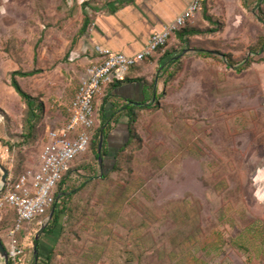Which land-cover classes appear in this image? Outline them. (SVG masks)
Listing matches in <instances>:
<instances>
[{
	"label": "rangeland",
	"instance_id": "rangeland-1",
	"mask_svg": "<svg viewBox=\"0 0 264 264\" xmlns=\"http://www.w3.org/2000/svg\"><path fill=\"white\" fill-rule=\"evenodd\" d=\"M77 3L0 0V114L5 116L0 144L10 154L0 161L13 177L39 165L48 130L66 121L80 84L67 54L84 20ZM197 14L199 32L185 45L176 32L153 54L171 43L181 59L157 70L159 99L136 111L131 142L117 160L106 157V168L116 161L117 171L80 188L103 169L91 149L74 161L80 171L71 173L61 192L76 188L66 204L91 222L82 228L67 209L58 229L43 235L41 261L47 262L55 249L47 264H264V53L252 50L264 38V0H247V5L214 0L220 24L205 20L202 9ZM197 14L186 26L197 21ZM203 48L214 53L201 55ZM249 58L253 62L239 70ZM20 69H39L17 76L23 89L43 103L37 138L31 141L23 137L26 104L11 84V72ZM105 97L106 87L96 98V127ZM110 109L108 102V115ZM119 146L111 144L113 154ZM123 186V201L115 200L120 211L109 215L105 203L113 195L108 194ZM15 218L13 209L0 210L4 243ZM38 219L25 222L17 233L21 241L30 230L34 234L25 240V264H33V240L48 223L47 216Z\"/></svg>",
	"mask_w": 264,
	"mask_h": 264
},
{
	"label": "built area",
	"instance_id": "built-area-1",
	"mask_svg": "<svg viewBox=\"0 0 264 264\" xmlns=\"http://www.w3.org/2000/svg\"><path fill=\"white\" fill-rule=\"evenodd\" d=\"M203 0H192L186 9L160 31L152 34L145 47L133 55H126L101 45L95 46L97 61L87 68L68 111L69 119L48 130L38 166L29 167L17 176L10 174L0 194V210L9 206L17 214L14 227L8 232L6 244L13 264H25L27 242L34 236L30 230L24 241L17 237L23 224L49 215L57 198L56 190L68 173L73 161L89 148L96 128V98L115 78L123 81L131 68L153 56L169 39L186 26L201 9ZM5 116L0 114V125ZM0 158H10L9 149L0 144ZM12 165V164H11ZM13 166V165H12ZM78 176V175H76ZM40 223L41 219L37 220Z\"/></svg>",
	"mask_w": 264,
	"mask_h": 264
},
{
	"label": "crops",
	"instance_id": "crops-1",
	"mask_svg": "<svg viewBox=\"0 0 264 264\" xmlns=\"http://www.w3.org/2000/svg\"><path fill=\"white\" fill-rule=\"evenodd\" d=\"M76 1L78 2L80 12L84 16L83 24L85 19H88L86 32L78 36L74 48L70 52V59L74 62V71L76 75L80 74V81L86 74L87 68L97 61V54L95 53L96 45L108 47L126 55L138 53L145 47L153 33L160 31L166 23L171 22L192 2V0ZM86 1H89L90 4L85 6L84 3ZM209 5L210 12L213 15L214 0H209ZM196 19L197 21L194 23L183 27L189 31L183 38L180 37V32H178L180 30L177 31L176 36L180 38V40L177 39L179 43L185 45L188 36L199 32L196 27L200 26L202 20L199 18V15ZM209 32L212 31L209 30ZM175 47L176 45L170 43L165 47V51L152 56L149 61L145 59L133 66L126 76V81H120L115 78L110 82L106 86V96L110 97V102L114 101L123 104L129 101V103L139 102L140 104L145 103L144 105L149 104L150 102L146 101L149 89L146 92L145 81L147 83L154 81L157 70L159 71L162 67H164V70L170 67L172 68L179 62L181 58L176 55L178 50L173 49ZM203 49L205 51H214L213 48ZM185 50L187 51L186 48ZM198 52L205 56L211 55L206 52V54H203L201 49H198ZM159 81L156 78V89H159V87L157 88ZM110 107L112 108L111 103ZM119 118L120 120L115 125L110 143L112 144L114 141H118L120 145H123L128 134L129 118L126 115H122ZM111 152L112 154L114 153L112 148ZM61 191L60 193H62Z\"/></svg>",
	"mask_w": 264,
	"mask_h": 264
},
{
	"label": "trees",
	"instance_id": "trees-1",
	"mask_svg": "<svg viewBox=\"0 0 264 264\" xmlns=\"http://www.w3.org/2000/svg\"><path fill=\"white\" fill-rule=\"evenodd\" d=\"M242 2H243L244 5H247V0H242ZM88 4H90L89 1H86L84 3L85 6L88 5ZM210 10L211 9H210V5H209V0H203L202 1V13H203L204 18L207 21L211 22V23L220 24V22H218V21H216L214 19V15L211 14ZM87 26H88V19L86 18L82 28L79 31L78 36H81V35H83L86 32ZM210 30L212 32L213 31L214 32L217 31V29H210ZM178 32H180V37L181 38H183V36H185L187 33H189V31L185 30V28L180 29V31H178ZM77 38L73 41V43L71 45V48L67 52V54L73 50ZM252 50H253V52H256V53H264V38L261 40L260 46H256ZM201 52L203 54H206V53L207 54H212V53H214V51H205L204 49H201ZM260 60L264 61V56H261ZM228 61L233 66V64H234L233 61H231L230 59H228ZM252 62H253V60H251L249 58L244 63L243 67H239L238 69L241 70L245 66L247 67L248 65H250ZM38 72H39V69H33V70H28V71H24V70L20 69V70H15V71L11 72V84L14 87V89L17 91V93L19 94L21 99L24 101V103L26 104V108L28 110L27 114H26V117H25V121H26L25 122V130L26 131L23 134V137H25V140H28V141L35 140L37 138V124H38V121H39V118H40V115H38V114H39V110H41V111L43 110V103L39 99H37L35 96L31 95L29 92H27L26 90L23 89V87L21 86V84L19 83V81L17 79V76H31V75H34V74H36ZM126 80L127 79H125L123 81H126ZM145 83H146V92H147V89H149L148 93H147L148 95H147L146 101H149L150 103L147 104V105H144L145 103L144 104H140V105L139 104L135 105L133 102L129 103V101L127 103H123L122 104V103H117V102H114V101L110 102V99H109L110 97L109 96H106L104 98V102H103V104L101 105V107L99 109V111H100V114H99L100 124H99L98 127L95 128V132H94V134H93V136L91 138V141H90V144H89V148H88V150L91 149L94 152L95 158L97 159V162H98L99 166L103 169V175L99 176V178H97V179H93V180L88 179V181L83 183V185H81L80 188H82L83 186H85L87 184H90V183L97 184L99 181H106V179L110 178L112 172L117 171L118 162H116V161H114L111 164V166L108 167V169L106 168V165H107L106 157L107 156H112L114 158V160H117L118 153L123 151L131 142V139H130V136H131L130 127H131L132 122L135 120L134 116L136 115V111L138 109H142V108H144L146 106H150L152 101H156V100L159 99L158 89L155 88L156 77L154 78V81L148 82V83L145 81ZM108 102H110L112 104V108L110 109L111 111H110L109 115L107 113L108 112L107 111ZM95 103H96V101H95ZM122 110H124V111H122ZM68 115H70L69 111H68ZM68 115H67V119H66L65 122H67L68 119H69ZM122 115H126V117L129 118L128 119V129H127L128 130L127 131L128 134H127V136L125 138V141L123 142L124 144L119 146L120 148H119L118 152L112 155L110 141H111V139L113 137V133H114V130H115V125L118 124V122L120 120L119 117L122 116ZM96 130H97V132H96ZM101 135L104 136V143H103V148H102V153H101L102 156H103L102 164H100V162H99V156H100L99 143H100ZM74 161H73V163H74ZM8 169H9L10 174H12L11 169L10 168H8ZM73 171H80V169H76L72 165L71 170L68 173H66L65 176L62 178V180L59 183L58 188L56 190L57 201H56V203H55V205L53 207V209H54L53 217L48 221V223L42 229V232H41L39 240L35 241V238L33 240L34 244H39V248H40V244H41V240L43 238V235L52 234L58 229L59 224H60L61 215L65 211H67V209L70 212H72L71 215H72V217L75 218V221H76L75 224L81 223L82 228H84V227L88 228L86 223L87 222H91V219L87 218V215L84 212H82V213L77 215V214L73 213V208L72 207H68L67 204H66L67 202H69V200L72 199L73 191L76 188H72V190L69 191V192H64L63 191L62 193H60V191L63 190V188H64L63 186L65 184H67V182L69 180L68 178H70L71 173ZM20 173H22V172H20ZM19 174H17V175H19ZM1 175H2V173L0 171V176ZM111 184L115 185V183H111ZM116 188H118L119 191H117L115 193L108 194V195H113V197H109L108 200L105 203L106 210L108 211L109 215L115 209L117 211H120V209H119L120 207H116L115 204H116L117 200L118 201L119 200L123 201V200H121L122 199L121 197H124V194H125L124 186L122 188H120V187H116ZM108 191H110V190H108ZM61 198L66 199V200L65 201L63 199L60 200ZM122 204L123 203L121 202L120 206ZM7 207L11 208L9 206H7ZM11 209H13V208H11ZM138 211L140 212L139 209H138ZM15 215H16V218H15L14 224L12 225L11 229L14 227V225L16 223V219H17L16 212H15ZM142 216L147 217L145 212H144V214ZM105 220L108 221L107 219H105ZM122 226L126 229V227L129 226V223H123ZM135 227L136 226H133L132 228L135 229ZM96 228L98 230L101 229L100 225H98V224L96 225ZM105 228L108 229L109 228L108 225H105ZM110 230L112 231V229H110ZM63 233H64V228L62 229L61 235ZM54 255H55V249L51 250V252L48 254L47 262L50 261L53 258ZM39 257H40V255H39ZM47 262L46 261H41L39 259L37 263L34 260L33 264H47ZM10 264H13L11 260H10Z\"/></svg>",
	"mask_w": 264,
	"mask_h": 264
},
{
	"label": "water",
	"instance_id": "water-1",
	"mask_svg": "<svg viewBox=\"0 0 264 264\" xmlns=\"http://www.w3.org/2000/svg\"><path fill=\"white\" fill-rule=\"evenodd\" d=\"M135 104H140L139 102H134ZM103 143H104V136L101 135L100 138V143H99V162L100 164H102L103 162V156H102V148H103ZM0 171L2 173V175L0 176V194H2V192L5 189V186L8 183V176L10 175L9 169L0 161ZM103 175V174H101ZM54 214V209L51 211L50 215L48 216L47 221H49ZM47 223L44 224V226L41 228V231L38 232L35 236V241L39 240L42 229L45 227ZM1 236H0V257L3 259L4 264H10V258H9V252L7 249L6 244L3 242V240H1ZM34 256H35V262H38L39 259V244H35L34 245Z\"/></svg>",
	"mask_w": 264,
	"mask_h": 264
}]
</instances>
